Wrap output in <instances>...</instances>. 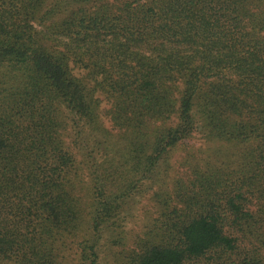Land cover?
I'll list each match as a JSON object with an SVG mask.
<instances>
[{"label":"trees","instance_id":"obj_1","mask_svg":"<svg viewBox=\"0 0 264 264\" xmlns=\"http://www.w3.org/2000/svg\"><path fill=\"white\" fill-rule=\"evenodd\" d=\"M148 195L122 264H264V0H0V264H101Z\"/></svg>","mask_w":264,"mask_h":264},{"label":"rangeland","instance_id":"obj_2","mask_svg":"<svg viewBox=\"0 0 264 264\" xmlns=\"http://www.w3.org/2000/svg\"><path fill=\"white\" fill-rule=\"evenodd\" d=\"M72 73L77 77L88 79L87 71L80 69L78 66L72 65ZM96 97L100 100V104L98 106L102 124L105 128L111 131L113 139H118V137L121 136L119 133L121 131L113 127V124L110 121L109 116L107 115V112L109 111V109H111V100L103 93H97ZM62 135L66 145L70 147L72 145L71 142L73 141V134L69 132L68 129H66L63 130ZM197 145L199 146V143ZM72 152L77 156L79 161L80 157L78 156V151L74 149V151ZM207 152L209 153V151ZM208 153L205 152L202 157L207 158L209 156ZM184 155L185 154L182 148L172 154L170 159V177H172L174 174H181L186 171V168H184V166L182 165V158L184 157ZM80 169V177L77 180L76 193L79 198L84 199L83 202H86L85 200H87L88 198V192H90L89 188L87 187L90 184V179L88 176V172L84 168H82V165H80ZM160 219L161 215L158 212V207L154 203L151 196L148 195L142 198L139 205L134 209L132 217L125 222V225H123V241L121 245L111 247L106 244V246L102 247L100 254L101 264H122L120 261V256L122 252L128 249H133L136 243H138V241L144 237L145 233L153 224V222ZM71 247V250L64 253L65 259L62 260L63 264H80L79 257L76 254V245L72 244ZM190 264L222 263L216 259L212 260L209 258H205L198 261H194Z\"/></svg>","mask_w":264,"mask_h":264}]
</instances>
